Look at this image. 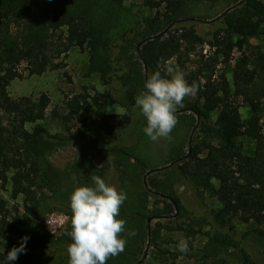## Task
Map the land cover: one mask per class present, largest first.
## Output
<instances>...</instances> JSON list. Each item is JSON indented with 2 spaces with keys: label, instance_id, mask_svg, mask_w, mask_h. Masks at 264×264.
Segmentation results:
<instances>
[{
  "label": "trees",
  "instance_id": "1",
  "mask_svg": "<svg viewBox=\"0 0 264 264\" xmlns=\"http://www.w3.org/2000/svg\"><path fill=\"white\" fill-rule=\"evenodd\" d=\"M109 1L121 5L126 0ZM204 1L145 0L133 26L113 37L63 0H0V179L3 185L12 182L15 196H24L25 210V215L14 214L0 202V239L12 238L0 251V264H7V253L15 245L12 240L29 234L33 218L45 203L70 215L67 228L53 238L52 246L18 255L28 260L69 259L70 202L57 198L62 179L49 164V155L68 142L84 145L81 164L90 162V157L106 164L112 160L117 190L127 194L118 217L125 221L121 236L127 243L107 264H147L151 247L170 253L166 245L174 231L182 232L192 249L199 235L207 237L197 250L199 264H264V253L257 252L251 240L253 230L240 233L231 221L236 216L246 223H264L261 105L246 94L254 114L244 122L226 77L220 82L209 77L203 83L200 77L190 76L186 80L190 85L196 82V94L185 97L175 114L197 130V140L183 138L168 149L164 159L157 160L151 154L153 141L143 131L146 118L135 104L148 74L156 70L164 74L162 61L184 47L191 51L195 45L207 44L229 60L235 48L243 50L247 39L264 27V0H225L228 6L219 13L194 16L195 5ZM193 21H208L211 29L203 35ZM73 47L87 51L89 71L100 76L107 90L71 98L66 119H77L78 124L68 135L40 123L48 115L47 94L13 98L8 89L21 77L23 64H28L31 74L61 68L63 63L56 59ZM205 67L212 69L210 64ZM243 71H236L237 79H254L255 74ZM239 93L243 92L235 94ZM120 103L136 112L133 127L128 115L110 113ZM94 115L100 122L92 135L88 127ZM246 134L259 143L253 156L238 149L237 139ZM97 175L103 177L104 170L95 168L85 177ZM215 179L219 186L213 191L223 205L221 210L211 209L209 215L192 210L180 188H211ZM130 231L136 234L129 236Z\"/></svg>",
  "mask_w": 264,
  "mask_h": 264
},
{
  "label": "rangeland",
  "instance_id": "2",
  "mask_svg": "<svg viewBox=\"0 0 264 264\" xmlns=\"http://www.w3.org/2000/svg\"><path fill=\"white\" fill-rule=\"evenodd\" d=\"M63 1L69 4L70 9L87 14L91 21L95 22V24H101V27L109 35L115 37L130 26H133L135 14L142 7L145 0H126L121 5L113 4L109 0ZM227 6L228 3L225 0L198 2L192 14L194 16L217 14ZM192 23L199 28L200 33L203 35L207 34L211 29V24L208 21H193ZM55 35H58V33ZM238 38L235 37V39ZM58 43L59 41H57ZM56 62L63 63L61 68H49L43 73L34 74L30 73L28 64H23L20 67L21 77L13 80L8 90L10 96L13 98L29 96L36 99L42 94H47L50 97V104L47 109L48 115L40 123L54 133L69 135L75 131L78 124L77 119H66V116L69 114V102L71 98L77 94L88 95L94 94L96 91L105 92L107 88L103 85L98 74L89 71V56L87 51L73 47L66 53H63L60 58L56 59ZM170 62L179 65L186 79L192 75L198 76L205 83L209 77L217 82L226 77L232 88L231 99L238 104L244 122H248L254 114L253 108L246 101V94L254 97L256 102L261 105L259 111L261 116L260 126L264 133V27L258 35L247 39L243 50L235 48L229 60H226V57L222 54L217 55L216 50L207 44H200L195 45L191 51L184 47L180 53L162 61L163 73ZM208 64H210L212 69L205 67ZM241 70L255 74L254 79L249 81L245 77L237 79L235 76L236 71L240 72ZM237 90H241L243 93L235 94ZM218 112L217 110L215 117ZM110 113L118 116L128 115L133 120L130 127H133V124H135L136 112L134 110L130 111V109L121 103L112 106ZM99 122L100 119L94 115L88 127L90 134L95 135V127ZM188 127L186 123H183L179 119L170 133L171 139L161 138L156 142H152L150 148L154 158H157V160L164 159L163 156H165L168 149L183 138H188L192 141L197 140V130ZM237 143L239 151L249 156L255 155L259 147L257 139L249 134L239 137ZM83 150V144L68 142L60 144L49 155V164L56 170V173L60 174L62 179L63 189L57 195V198L61 200L70 202L74 186H94L92 178L86 179L85 174L95 168L104 170V176L101 178L118 189L114 162L107 160L106 162L108 163L106 164L90 157V162L81 164ZM263 150L264 140L261 146V151ZM218 186L219 181L215 179L212 182L211 188L200 187L199 189H193L183 186L180 188V192L185 203L192 210H199L204 212L205 215H209L211 209L219 211L223 207L213 191V188H217ZM1 201H4L14 214L25 215L24 196L22 194L15 196L12 182L3 185V181L0 179ZM231 221L240 233L253 230L251 240L257 252L264 253V223L260 224L256 221L246 223L236 216L232 217ZM69 222L70 215L68 213L45 203L38 217L33 218L29 234L27 235L28 239L25 244V251L31 252L36 249L42 250L49 247L53 242V238H59L63 235ZM49 223L52 225L53 231L50 230ZM208 228L206 226L205 231H208ZM170 236H172L171 243L166 245L170 253L164 254L158 249L151 247L147 250L145 260L147 264H199L197 250L207 242L205 235L197 237L194 249L188 243L189 250L186 253H181L177 249L179 240L182 238L186 239L183 233L174 231L170 233ZM22 238L12 240L15 243V247H19ZM11 239V237L8 240L0 239V251L5 250L6 244ZM186 240L187 242L189 241L188 239ZM10 264H69V259L63 256H50L42 261L28 260L18 255V258Z\"/></svg>",
  "mask_w": 264,
  "mask_h": 264
},
{
  "label": "clouds",
  "instance_id": "3",
  "mask_svg": "<svg viewBox=\"0 0 264 264\" xmlns=\"http://www.w3.org/2000/svg\"><path fill=\"white\" fill-rule=\"evenodd\" d=\"M198 85H190L179 65L169 63L164 74L156 70L148 74L144 90L135 98V104L146 118V135L156 142L161 138L171 139L170 133L178 123L175 115L184 106L185 97L193 95ZM94 186H74L70 196L71 231L67 233L72 243L67 246L69 264H107L110 257L124 251L126 239L125 221L118 218L120 207L127 194L106 183L100 176H93ZM50 230L53 231L49 223ZM134 231L128 232L134 236ZM28 237L22 238L19 247L8 251L5 261L10 264L25 252ZM177 249L188 252V242L180 239Z\"/></svg>",
  "mask_w": 264,
  "mask_h": 264
}]
</instances>
